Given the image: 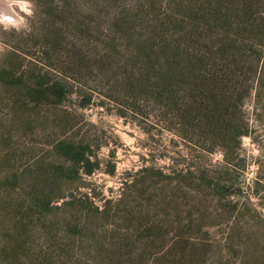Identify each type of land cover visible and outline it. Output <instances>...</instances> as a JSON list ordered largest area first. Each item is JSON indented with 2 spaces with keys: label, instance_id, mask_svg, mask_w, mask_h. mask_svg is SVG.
Segmentation results:
<instances>
[{
  "label": "rangeland",
  "instance_id": "1",
  "mask_svg": "<svg viewBox=\"0 0 264 264\" xmlns=\"http://www.w3.org/2000/svg\"><path fill=\"white\" fill-rule=\"evenodd\" d=\"M9 1L0 264H264V29L256 45L236 33L244 0ZM248 1L264 22V0ZM190 27L201 39L184 50L237 36L248 57L197 109L136 58L143 41L153 63L160 37Z\"/></svg>",
  "mask_w": 264,
  "mask_h": 264
},
{
  "label": "trees",
  "instance_id": "2",
  "mask_svg": "<svg viewBox=\"0 0 264 264\" xmlns=\"http://www.w3.org/2000/svg\"><path fill=\"white\" fill-rule=\"evenodd\" d=\"M253 8L251 2L244 0L241 9L236 13L241 17L242 21L235 25L234 30H237V34H243L245 36L242 39L247 38L256 45L261 44L263 40L262 30L264 29V22L262 17L256 18L254 21L256 16L251 13ZM189 34L193 39H185L184 37L182 39L172 40L169 36L160 37L156 45L158 51L155 54L153 63L146 62L149 55L143 53L145 50V43L142 41V43H140L141 50L139 49L141 54L137 55L136 58L145 62L146 66H148L147 72L152 71L155 74V82L153 84L155 87L165 86V89L168 90L172 82H176L177 84L179 81H182L181 87L185 88L186 92L188 89L190 91L186 94L188 101L192 104L191 107H196L197 109L199 104L205 101L208 94H210V98L214 101L220 96L215 90L212 93L208 92L206 96L205 94L210 87V90H212L219 85L225 86L233 78L234 74L242 72V76H245L249 73L244 68V60L248 57L244 58V53L237 45V36L234 37L233 40L225 37V35L221 37L219 44L222 48H219L215 53L199 55L198 53H194V50H184L181 44L186 40H188L192 46H195L201 39V36H198L192 27H190ZM217 60L223 61L225 67L221 71L218 69L219 73L208 72L210 67H213L214 71L217 70V65H214ZM105 72L110 73L111 70L106 69ZM135 76H139V74L132 71L127 75L126 80L129 78L131 84H137V81H133ZM135 86L137 85L133 86L134 90H136L134 88ZM139 86L143 87V84H139ZM151 87L152 84L149 88L151 89ZM133 93L136 92L133 91ZM225 97L221 95L219 103L222 104L226 100L225 105L228 107L227 98ZM201 109L198 110V114L196 115L203 113ZM245 134H248V131L244 121H242L240 129L234 137L237 138ZM74 158L80 160L81 157H77L75 154Z\"/></svg>",
  "mask_w": 264,
  "mask_h": 264
},
{
  "label": "bare ground",
  "instance_id": "3",
  "mask_svg": "<svg viewBox=\"0 0 264 264\" xmlns=\"http://www.w3.org/2000/svg\"><path fill=\"white\" fill-rule=\"evenodd\" d=\"M12 5L13 3L9 0H0V22L15 25V23L21 20V18L15 14L13 7H11Z\"/></svg>",
  "mask_w": 264,
  "mask_h": 264
}]
</instances>
